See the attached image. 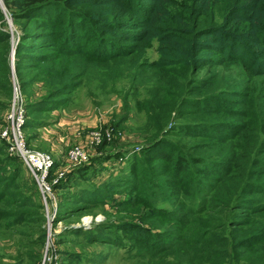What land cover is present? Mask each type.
I'll return each instance as SVG.
<instances>
[{
  "label": "trees",
  "instance_id": "1",
  "mask_svg": "<svg viewBox=\"0 0 264 264\" xmlns=\"http://www.w3.org/2000/svg\"><path fill=\"white\" fill-rule=\"evenodd\" d=\"M3 5L13 22L25 21L14 63L24 127L34 126L30 114L64 105L89 64H102L112 74L122 62L138 70L141 88L157 93L143 107L149 133L181 139L166 143V152L154 158L159 163L149 169L141 166L142 158L130 156L132 169H141L140 176L129 174L125 194L146 183V195L134 193L113 205L133 208L134 217L91 229L72 226L63 230L66 235L124 247L129 264H264V0H3ZM5 28L0 8V45L7 49L11 36ZM151 51L156 57L148 55ZM219 68L238 75L223 81ZM28 69L25 80L21 70ZM11 80L0 52V112L5 114L13 97ZM33 83H42L47 93L29 101L22 89ZM172 113L179 117L166 128ZM14 161L30 174L0 139V219L12 217L10 223L20 224L28 216L41 218L40 238L28 243L33 247L26 255L29 264H39L42 256L35 248L45 241L47 219L39 190L38 204L31 197L6 195L15 174L5 175V167ZM78 168V177L88 170ZM54 175L53 163L49 179ZM67 175L53 185V191L70 182L79 187L70 196L67 216L103 202L110 191L109 183L89 189ZM157 194L185 195L187 203L182 209L157 207L150 199ZM141 205L149 211L140 212ZM154 220L168 226L162 230ZM118 232L126 236L123 243ZM62 235L48 254H58L60 264H81L79 251L57 250L60 242L81 241H62Z\"/></svg>",
  "mask_w": 264,
  "mask_h": 264
},
{
  "label": "rangeland",
  "instance_id": "2",
  "mask_svg": "<svg viewBox=\"0 0 264 264\" xmlns=\"http://www.w3.org/2000/svg\"><path fill=\"white\" fill-rule=\"evenodd\" d=\"M1 1L3 4V0ZM0 8L3 11L5 29L11 36L7 49L5 44H2L0 45V52H2V55H6L12 86L16 85L17 87L20 80L16 75L14 65L15 51L14 54H12V51L15 48L16 37L23 29L25 21L13 22L4 5L3 7L0 5ZM148 55L156 57L152 51ZM206 69V67L200 69L197 76H201ZM29 71L30 69L21 70L25 80L29 79L27 74ZM137 71L128 70L126 65L121 62L116 63V69L111 74L105 72L102 64L91 63L84 74L83 82L68 96L69 100L64 105L53 111L30 114L29 117L34 121V126L24 127L29 147L37 151L50 153L54 161L55 172L64 170L65 175L67 173L72 177H78L76 170L79 169L78 167L85 165L88 170L77 178L81 186L91 189V187L106 186V183H109L108 189L110 190L105 195L103 202L94 206L90 205L86 211L77 215L70 214V216H67V208L71 202L70 196L79 191V187L73 186L72 182L64 187L56 188L51 193L47 205L48 209H45L41 197L43 208L40 210L43 211L47 220L49 218L48 222L46 220L45 223L46 233H44L45 238L43 237L45 241L42 246L35 248L40 249L42 258L45 253L51 252L53 240L59 241L60 234L63 233L64 240L62 241H68L66 240L67 237H74L81 242H60L57 246L59 248H55L63 254L74 250L79 251L78 253L84 256H80L81 264H129L123 258L126 255V248L102 242L87 243L81 235L72 236L70 233L66 235L63 230L72 226L73 228L83 226L91 229L95 224L101 222L115 221L119 223L134 217L133 208L123 210L121 207L113 205L117 200L130 197L134 193L146 195L145 190L148 187L146 183L139 184V187L132 194H125L127 189L130 188L129 174L135 172L140 176L139 169H141L139 168L137 171L132 169L130 156L136 154L137 160L142 158L141 166L149 169L151 165L159 163L154 158L157 153L166 152V143L181 141L180 138L169 133L164 135L161 132L157 138L149 133L144 108L148 106L151 98H154L157 93L141 88L140 76L136 73ZM218 74L223 81L238 75L232 68H219ZM44 88L42 83H33L25 90L21 89L24 96L32 101L47 93ZM4 114L0 112V124H2L7 113ZM177 117H179V114L172 113L166 128H169L170 124L177 120ZM95 137L98 139H95ZM74 146L87 153L88 158L83 164L73 165L67 159V152ZM144 150H148V152H144ZM158 156L160 155L158 154ZM19 164L20 162L14 161V163L5 167V175L10 177L13 173L15 174V179L10 182L11 187L7 190L6 195L15 193L17 199L21 200L31 197L38 204V194L41 195V191L36 181L33 182L30 174ZM85 177L88 179L84 180ZM168 192L171 191L167 190ZM186 197L180 195L175 198L172 194H167V196L157 194L150 199L157 207L172 208L176 204L182 209L187 203ZM165 198H168V201H165ZM26 209H30L29 211H32V213L35 210L21 207L19 211ZM139 211L146 213L149 209L141 205ZM37 217L38 215L25 217L24 223L20 224L10 223L12 217L0 219V264L30 263L26 255H29L28 249L29 247L32 248L33 245H28V243L40 238L36 230L42 229L43 226L41 218ZM37 219H39V222H37ZM154 222L162 230L168 226V223L164 221L163 224L157 220H154ZM49 226L50 230H48ZM148 227L153 226L148 225ZM118 233V239L120 243H123L126 236L121 232ZM54 234L56 235L54 236ZM57 264H60V257Z\"/></svg>",
  "mask_w": 264,
  "mask_h": 264
},
{
  "label": "built area",
  "instance_id": "3",
  "mask_svg": "<svg viewBox=\"0 0 264 264\" xmlns=\"http://www.w3.org/2000/svg\"><path fill=\"white\" fill-rule=\"evenodd\" d=\"M23 104V97L15 85L13 86V97L9 111L5 115L2 124H0V139L6 142L7 150L10 154L17 155L23 161L41 191L45 209H48L47 205L53 192V185L58 179L64 177L65 171H56L54 178L49 179L50 170L54 163L53 158L50 153L37 151L29 147L26 134L24 133L26 117ZM95 139L98 138L95 137ZM66 157L71 164L75 165L83 164L87 160L88 155L79 147L74 146L67 152ZM58 259V254L45 253L39 264H57Z\"/></svg>",
  "mask_w": 264,
  "mask_h": 264
},
{
  "label": "water",
  "instance_id": "4",
  "mask_svg": "<svg viewBox=\"0 0 264 264\" xmlns=\"http://www.w3.org/2000/svg\"><path fill=\"white\" fill-rule=\"evenodd\" d=\"M0 5L3 7L2 1L0 0ZM15 48H13L12 54H14ZM48 230H50V226L48 227Z\"/></svg>",
  "mask_w": 264,
  "mask_h": 264
}]
</instances>
